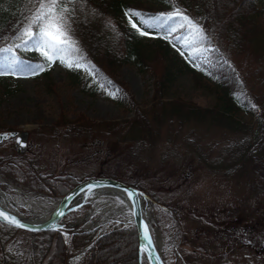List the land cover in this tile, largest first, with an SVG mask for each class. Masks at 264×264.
Masks as SVG:
<instances>
[{
  "label": "rangeland",
  "instance_id": "rangeland-1",
  "mask_svg": "<svg viewBox=\"0 0 264 264\" xmlns=\"http://www.w3.org/2000/svg\"><path fill=\"white\" fill-rule=\"evenodd\" d=\"M185 3L184 0L183 7ZM214 3L211 1V5ZM258 10L264 28V6ZM206 14L199 11L190 16L203 25H213ZM244 45L249 47L245 41ZM225 53L241 70L244 52ZM157 62L149 60L148 65L153 69ZM71 75L72 71L61 64H56L46 80L0 75V134L17 133L16 139L5 142L0 158L25 157L26 166L36 168L41 175L67 174L79 179V184L97 178L137 184L146 197L150 195L155 200V206L148 202L145 213L151 215L153 239L168 264L174 263V249L180 242L185 244L188 264H264V175L251 181L250 174L231 167L229 161V147L242 142L244 136H232L222 129L221 122L195 119L190 109L180 108L189 101L196 108L210 110L221 97L218 90L188 75L179 79L174 98L156 100L154 79L141 76L135 68L121 67L116 72L122 93L89 90L88 84L84 88V83L78 84ZM254 79L250 77L252 82ZM163 106L164 116L159 118ZM173 109L181 112L175 116ZM139 113L149 121V132L160 124V133L146 137L143 147L131 143V137L119 144L103 128L88 135L74 129L63 135L55 129L62 122L78 126L80 120L98 126L122 124L134 120ZM255 117L247 116L243 121L253 122ZM23 134L26 140L21 144L18 137ZM7 164L12 166L9 161ZM0 191L9 197L6 202L0 200L2 206L26 220L47 216L66 195L50 197L32 192L27 183L16 182L13 175L1 169ZM129 217L120 199L100 194L63 219L69 230L62 234L67 238L70 234L92 232L100 237L114 228H134ZM46 244L44 238L20 234L12 240L0 232V249L6 254L19 249L31 256L34 249H43ZM88 248L89 245L75 252L67 264H76ZM41 264L57 263L44 259ZM141 264H147L145 259Z\"/></svg>",
  "mask_w": 264,
  "mask_h": 264
},
{
  "label": "trees",
  "instance_id": "trees-1",
  "mask_svg": "<svg viewBox=\"0 0 264 264\" xmlns=\"http://www.w3.org/2000/svg\"><path fill=\"white\" fill-rule=\"evenodd\" d=\"M144 1L76 0L68 5L72 10L69 16L70 35L80 50L79 56L83 58L81 69L69 68L73 74L71 76L75 75L78 84L84 83V88L88 84L89 90L122 93L124 90L115 79L116 72L121 67L135 68L141 76L149 75L154 79L156 100L174 98L173 90L182 76L191 75L205 81L207 86L220 93L221 97L214 108L199 109L189 101L188 104L179 105L180 108L190 109L195 119L221 122L222 129L232 136H244L242 142H234L229 147L230 166L250 174L251 181L262 173L264 175V28L260 23L261 11L258 10L260 6H264V0H185V7L184 0ZM211 1L215 3L211 5ZM37 6L38 0H0V49L12 47L18 62L5 75L46 80L56 64H60L57 61L47 67L39 52L14 47L13 38L24 27ZM176 9L202 30L203 40L196 37L187 25L181 27L184 24L181 19H167ZM224 9L228 11L224 12ZM199 11L211 16L213 25H203L196 17L190 16V13ZM131 12L140 13L145 22L149 23L150 26L146 29L148 34L141 36L131 26L126 15ZM108 19L109 24L106 22ZM138 20L139 17L132 18L134 23ZM93 24L96 29L92 28ZM244 41L249 47L244 45ZM225 51L229 54L244 52L241 70L236 68ZM181 53L188 54V57L182 58ZM149 60H153V63L158 60V67L156 63L153 69L149 67ZM6 64L7 61L0 57V65ZM28 65H41L44 70L31 75ZM252 76H255L253 82L250 80ZM219 93L217 92L218 95ZM163 109L164 106L158 112L159 118L162 114L164 116ZM179 112L181 111L172 110L175 116ZM247 116L256 117L253 122L243 121ZM147 122L149 123L146 116L139 113L134 120L122 124H105L99 127L80 120L78 126L62 122L55 129L58 134L63 135L69 134L70 129L88 135L103 128L119 144H125L131 137V143L143 147L146 137L160 133L159 123L157 129L149 132ZM1 132L3 131L0 130ZM4 144L0 145V151ZM8 161L12 166L7 164ZM27 161L25 157L6 160L0 158V169L13 175L16 182L27 183L32 192L44 193L50 197H62L80 183L79 179L67 174L59 177L43 176L36 168L27 167ZM128 185L140 189L135 183ZM147 197L155 206L154 198L150 195ZM0 232L12 240L23 234L33 239L44 238L47 242L43 249H34L31 256H26V250L17 249L6 254L0 249V264H41L44 259L67 264L75 257V252L87 245L89 248L76 264H139L137 232L133 227L114 228L100 237L92 232L70 234L67 238L61 232L28 234L2 224ZM184 247L185 244L180 242L179 247L174 249L173 264H188L185 259L188 253Z\"/></svg>",
  "mask_w": 264,
  "mask_h": 264
},
{
  "label": "snow or ice",
  "instance_id": "snow-or-ice-1",
  "mask_svg": "<svg viewBox=\"0 0 264 264\" xmlns=\"http://www.w3.org/2000/svg\"><path fill=\"white\" fill-rule=\"evenodd\" d=\"M75 2L76 0H38V6L35 8V11L32 12L31 16L28 17L27 23L13 38L14 47L39 52L45 60L47 67H51L58 61L61 65L68 68H81L83 58L79 56L80 50L70 35L69 25V16L72 10L68 5ZM126 15L129 17L131 26L141 36L148 34L146 29L150 25L145 22L140 13L131 12L126 13ZM133 17H139L138 22L134 23L132 21ZM173 18H179L184 21L181 27L187 25L196 37L201 40L204 39L202 30L193 24L186 15H183L179 9H176V11L167 17L168 20ZM137 24L140 26L138 27ZM0 57L7 61L6 65H0V75L9 74L12 66L18 63L13 53V48L0 49ZM27 67L31 75H36L44 70V66L41 65H28ZM89 71L92 70L89 69ZM110 95L115 97V93H110ZM0 217L9 223L17 224L15 218L9 217L3 212H0ZM17 226L19 225L17 224ZM144 239L149 245L151 244L146 227L144 229ZM141 250L145 251L146 249Z\"/></svg>",
  "mask_w": 264,
  "mask_h": 264
},
{
  "label": "water",
  "instance_id": "water-1",
  "mask_svg": "<svg viewBox=\"0 0 264 264\" xmlns=\"http://www.w3.org/2000/svg\"><path fill=\"white\" fill-rule=\"evenodd\" d=\"M17 133H5L0 134V145L8 140L16 139ZM21 144L25 143L26 134L18 137ZM111 194L116 199H120L122 203L128 204L130 212L131 222L137 232L138 241V263L141 264V260L145 259L147 264H165L162 259L161 252L157 247V243L153 239L152 230L146 219V205H148L149 199L140 190H137L129 185H125L118 181L111 179H94L85 181L78 184L73 188L71 192L66 194L62 199L56 203V206L51 212L41 220H26L24 217L18 216L16 213H12L5 209L0 204V212L5 215L15 218L17 224L9 223L0 217V224L11 227L17 231H23L28 234H42L47 232H61L68 231L69 228L63 223L65 219L74 211L83 208L84 205L90 203V199H95L100 194ZM148 230V235L151 240V244L144 239V229ZM141 249H146L142 251Z\"/></svg>",
  "mask_w": 264,
  "mask_h": 264
},
{
  "label": "bare ground",
  "instance_id": "bare-ground-1",
  "mask_svg": "<svg viewBox=\"0 0 264 264\" xmlns=\"http://www.w3.org/2000/svg\"><path fill=\"white\" fill-rule=\"evenodd\" d=\"M177 50V49H176ZM178 51V50H177ZM183 51V50H182ZM204 57V56H203ZM195 60V59H194ZM196 61V60H195ZM197 65H198V63H197ZM109 91V90H108ZM119 92V91H118ZM0 200H2V201H8L9 200V197L6 195V194H4V193H2L1 191H0ZM123 201V200H122ZM97 202V201H96ZM106 202V201H105ZM124 202V201H123ZM109 203V202H108ZM0 204H1V202H0ZM110 204V203H109ZM108 204V205H109ZM2 205V204H1ZM123 205H124V207L126 208V210L129 212V209H128V204L125 202V203H123ZM108 207V206H107ZM104 209V208H103ZM114 209V208H113ZM120 210H123V209H120ZM114 212V211H113ZM119 212V211H118ZM104 213V212H103ZM108 213V212H107ZM130 213V212H129ZM112 214V213H111ZM108 215V214H107ZM111 217V216H110ZM130 218V222L132 221L131 220V217H129ZM42 219V218H41ZM41 219H39V220H41ZM111 219V218H110ZM146 219H147V221H148V223L150 222V220H152L151 219V215H147L146 216ZM117 219L116 218H113V219H111L110 221H116ZM107 222V221H106ZM99 225V224H98ZM144 262V261H143Z\"/></svg>",
  "mask_w": 264,
  "mask_h": 264
},
{
  "label": "flooded vegetation",
  "instance_id": "flooded-vegetation-1",
  "mask_svg": "<svg viewBox=\"0 0 264 264\" xmlns=\"http://www.w3.org/2000/svg\"><path fill=\"white\" fill-rule=\"evenodd\" d=\"M153 205H154V203H153Z\"/></svg>",
  "mask_w": 264,
  "mask_h": 264
}]
</instances>
